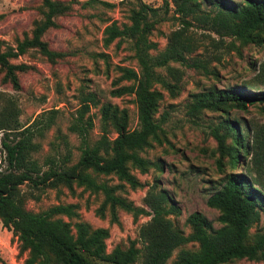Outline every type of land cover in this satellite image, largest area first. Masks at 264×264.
Here are the masks:
<instances>
[{"label":"trees","instance_id":"1","mask_svg":"<svg viewBox=\"0 0 264 264\" xmlns=\"http://www.w3.org/2000/svg\"><path fill=\"white\" fill-rule=\"evenodd\" d=\"M74 1L41 0L42 17L34 20L30 34L0 50L2 83L9 82L18 89L19 72L35 69L22 61L13 62L29 50L38 51L50 62L64 57L65 53L52 49L43 35L55 27V17L72 9ZM171 2L182 26L168 35L166 48L159 53L153 54L158 44L150 39L155 25L163 19L159 7L131 0L129 22L119 25L112 21L104 28L105 45L116 39L118 44L130 41L139 65V70L117 66L120 73L113 81L115 86L109 89L115 96L132 95L137 109L136 126L129 127L127 108L104 102L99 106L101 134L90 141L88 130L93 126V116L88 111L99 100L93 92L81 93V105L69 124L80 135V152L75 161L66 163L67 152L62 158L47 156L38 163L31 155L37 149L33 134L41 125H47L50 115L40 123L37 116L21 125L18 105L0 91L1 145L8 165L0 171V223L17 236L19 253L24 254L23 264H132L138 258L140 264H164L178 246L170 264H225L245 257L264 260V226L249 231L254 222L264 221V123L245 120L241 124L238 118L227 114L233 108L245 110L249 104H259L264 109V87L250 81L228 87L211 85L190 93L186 103L188 112L194 116L204 111H219L218 118L208 125V132L216 139L214 161L224 174L220 185L205 198L207 205L218 209L219 224L214 225L200 210H193L186 215L188 229L184 231L173 219L181 211L179 203L165 188L158 187L157 181L145 190L142 196L145 205H137L117 190L121 182L99 178L114 173L131 187H138L142 182L132 171L133 167L142 172L150 164L162 168L141 154L153 140L161 142L164 133L161 125L164 117L157 116L162 101L157 85L171 95L179 88L178 78L173 83L158 70H168L175 77L178 69L170 62L208 69L207 62L196 57L189 61L186 57L197 47L196 40L187 33L194 21L219 37L239 40L242 46L264 45V0ZM89 3L112 6L104 0H86L83 5ZM164 5L168 13L171 6L168 0ZM100 56L107 64V55L100 53ZM255 65L254 80L264 86V60ZM122 80L128 83H120ZM110 131H115L114 135ZM238 166L241 168L237 169ZM23 183L32 187L64 185L69 190L76 183L92 192H101L102 201L97 208L100 214L108 206L111 218L118 219L116 211L120 206L134 218L143 213L149 217L139 224L136 237L127 243L117 242L108 250L107 226H91L84 219L73 222L65 219L64 215L70 218L78 215L77 204L72 202L52 203L39 211L26 208L20 190ZM185 243L197 246L187 247Z\"/></svg>","mask_w":264,"mask_h":264},{"label":"rangeland","instance_id":"2","mask_svg":"<svg viewBox=\"0 0 264 264\" xmlns=\"http://www.w3.org/2000/svg\"><path fill=\"white\" fill-rule=\"evenodd\" d=\"M70 1V0H61ZM72 1V0H71ZM86 0H76L72 9L66 14L55 17L57 24L49 28L43 35L50 47L65 55L55 62L48 61L36 50H29L21 54L13 62H25L35 67L34 70L19 72L20 86L11 87L10 83L0 81V91L14 99L19 108L18 120L21 125L29 123L32 118L40 117L38 123L48 115L47 125L34 130L33 141L37 149L31 152L38 163L47 156L62 158L67 153L66 163L75 161L80 152V135L69 128L75 118L77 108L81 105L80 95L83 92H93L99 103L88 111L93 116V126L88 130L90 141L96 140L100 132L101 114L99 106L104 102H113L128 109L130 115L129 127H135L137 109L132 95H112L109 89L114 85V79L120 71L117 66H127L139 70L134 57L131 42L123 40L118 44L116 39L106 46L104 43V28L112 21L119 25L129 22L131 0H104L112 6L100 3L83 5ZM153 7L160 8L163 18L157 22L150 34V39L157 42V49L153 54L166 48L168 35L179 29V14L174 12V5L168 0L170 11H165V0H141ZM236 2L240 0H234ZM41 0H0V50L7 45H15L25 34L29 35L34 20L42 17ZM209 8V7H208ZM187 33L196 40V50L186 57H196L207 62V70L187 66L180 62H170L175 70V77L168 70H158L169 81L178 78L179 88L175 95H171L161 85L157 88L162 93V101L157 116L164 117L161 122L163 135L161 142L153 140L141 154L159 163L162 168L151 165L145 171L132 168V171L142 182L141 186L131 187L121 181L116 174L99 175L100 179L108 182H121L117 188L122 195L133 200L137 205H145L142 198L145 190L155 180L169 192L171 197L181 207L180 213L173 215L175 222L184 230L188 229L186 215L193 210H200L214 225L219 224L216 216L218 209L206 204V196L221 183L224 172L216 166V139L208 132V125L218 118L219 111H204L194 116L186 108L189 94L200 91L211 85L232 86L250 81L260 88L264 86L254 80L257 70L255 64L264 60V45L249 44L242 46L239 40L231 37H219L215 33L203 29L195 21L189 26ZM239 47V49L237 48ZM107 55V64L100 56ZM255 65V66H254ZM1 78V73H0ZM126 84V81H120ZM54 108V111H50ZM231 118H238L241 124L246 121L264 123V109L259 104H249L245 110L233 108L227 112ZM3 131L0 130V138ZM115 131L109 134L114 135ZM12 133L9 135L12 137ZM4 150L0 145V171L5 170L6 160ZM43 164V163H42ZM238 166L237 169H240ZM225 170H229L228 168ZM23 192L26 208L39 211L49 204L59 202L76 203L78 215L63 216L73 222L84 219L91 226H107L109 236L106 239L109 250L115 243H127L137 236V229L149 217L143 213L134 218L132 214L120 206L117 207L118 219L111 218L110 208L107 206L103 214L97 212L102 201L101 192H92L83 185L74 184L72 190L64 185L56 188L47 185L32 187L30 183L20 186ZM264 221L260 219L249 226V231L261 228ZM187 247H196V243H185ZM179 246L164 264H170ZM24 254L19 253L17 236L0 223V264H23ZM132 264H140V258ZM225 264H264V260L255 258H238Z\"/></svg>","mask_w":264,"mask_h":264},{"label":"built area","instance_id":"3","mask_svg":"<svg viewBox=\"0 0 264 264\" xmlns=\"http://www.w3.org/2000/svg\"><path fill=\"white\" fill-rule=\"evenodd\" d=\"M0 145H1V138H0Z\"/></svg>","mask_w":264,"mask_h":264}]
</instances>
